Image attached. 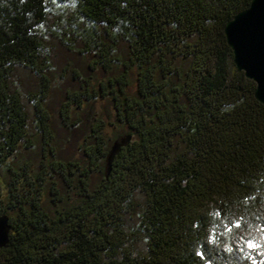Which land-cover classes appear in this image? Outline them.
I'll list each match as a JSON object with an SVG mask.
<instances>
[{
  "label": "trees",
  "instance_id": "1",
  "mask_svg": "<svg viewBox=\"0 0 264 264\" xmlns=\"http://www.w3.org/2000/svg\"><path fill=\"white\" fill-rule=\"evenodd\" d=\"M249 3L0 0V264H264V105L224 35Z\"/></svg>",
  "mask_w": 264,
  "mask_h": 264
},
{
  "label": "water",
  "instance_id": "2",
  "mask_svg": "<svg viewBox=\"0 0 264 264\" xmlns=\"http://www.w3.org/2000/svg\"><path fill=\"white\" fill-rule=\"evenodd\" d=\"M224 35L236 70L255 83L254 97L264 105V0H250L248 7L226 22ZM130 140L131 134H125L112 143L106 156V177L116 154ZM10 231L8 216L0 215V248L8 243Z\"/></svg>",
  "mask_w": 264,
  "mask_h": 264
},
{
  "label": "rangeland",
  "instance_id": "3",
  "mask_svg": "<svg viewBox=\"0 0 264 264\" xmlns=\"http://www.w3.org/2000/svg\"><path fill=\"white\" fill-rule=\"evenodd\" d=\"M71 57V61L72 63L70 64V67H81L85 64L84 60H82L77 54L73 55L68 54L67 51H64L61 48L56 49V51L54 52V61L56 63V65L59 67L58 69L61 68V66L65 63V61ZM20 78V81L26 86L27 89H30V83L32 82V78L31 75L29 73H27L25 70H18V76ZM99 105H103L102 103H99L97 105V109ZM101 109V107H100ZM120 131V130H119ZM105 133H106V137L108 138H115L117 133H118V129L114 127L113 124H109L106 129H105ZM127 132L126 128L123 127V129L121 130V132L119 133L121 138L122 136H124ZM80 133L77 132L71 139H70V144H68L65 148V150L63 151L65 153V155H74L75 152V142H77L78 137H79ZM249 235L248 239H250V237H252L253 241H255L258 246L262 247V251L264 250V235L261 233V231L257 230V229H251L249 231Z\"/></svg>",
  "mask_w": 264,
  "mask_h": 264
},
{
  "label": "snow or ice",
  "instance_id": "4",
  "mask_svg": "<svg viewBox=\"0 0 264 264\" xmlns=\"http://www.w3.org/2000/svg\"><path fill=\"white\" fill-rule=\"evenodd\" d=\"M248 247L254 248L257 247V245L253 244L251 241L248 242Z\"/></svg>",
  "mask_w": 264,
  "mask_h": 264
}]
</instances>
